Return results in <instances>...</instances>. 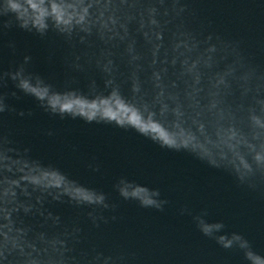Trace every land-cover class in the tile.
<instances>
[{
  "label": "water",
  "instance_id": "1",
  "mask_svg": "<svg viewBox=\"0 0 264 264\" xmlns=\"http://www.w3.org/2000/svg\"><path fill=\"white\" fill-rule=\"evenodd\" d=\"M180 2L186 6L187 30L201 40L211 37L209 43L226 46L264 72V0ZM133 39L134 48L143 52V39L138 33ZM162 44L167 47L168 33ZM86 51L51 28L40 34L20 28L10 15L0 16V146L11 149L13 159L53 168L102 194L108 205L77 206L67 197H45L39 205L32 199L33 210L16 219L35 231H50L46 217H59L61 225L80 229L77 250L87 258L109 257L110 264H247L239 249H225L214 238L233 234L264 257V181L241 184L230 171L187 151L162 148L130 127L54 113L12 79L22 70L52 92L73 91L88 99L106 94L99 74L85 64ZM231 59L229 55L217 66ZM121 89L128 95L126 83ZM121 180L157 193L154 199L163 203L142 207L138 200L122 197ZM199 221L222 227L205 236Z\"/></svg>",
  "mask_w": 264,
  "mask_h": 264
},
{
  "label": "clouds",
  "instance_id": "2",
  "mask_svg": "<svg viewBox=\"0 0 264 264\" xmlns=\"http://www.w3.org/2000/svg\"><path fill=\"white\" fill-rule=\"evenodd\" d=\"M185 9L180 0H0V16L10 15L20 28L40 34L51 28L84 45L85 64L99 74L107 92L91 99L52 92L22 70L12 79L54 113L130 127L162 148L184 150L228 170L251 187L264 181V72L226 46L209 43L211 37L198 39L184 27ZM137 33L146 45L143 52L133 46ZM229 55L232 59L218 67ZM125 83L128 95L121 89ZM10 151L0 146V264H110L109 257L87 258L77 250L80 229L61 225L59 217H46L50 231H35L16 219L33 210L32 199L39 205L45 197H67L77 206L108 205L102 194L53 168L13 159ZM118 190L142 207L163 203L154 199L157 193L123 180ZM89 217L95 223L96 217ZM198 227L211 237L222 225L199 221ZM214 238L225 249H239L247 264H264L240 236Z\"/></svg>",
  "mask_w": 264,
  "mask_h": 264
}]
</instances>
